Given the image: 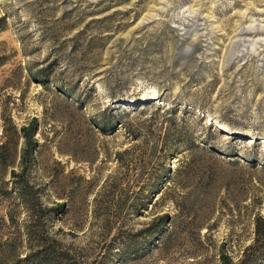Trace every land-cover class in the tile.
<instances>
[{"label": "rangeland", "instance_id": "obj_1", "mask_svg": "<svg viewBox=\"0 0 264 264\" xmlns=\"http://www.w3.org/2000/svg\"><path fill=\"white\" fill-rule=\"evenodd\" d=\"M258 225L264 0H0V264H264Z\"/></svg>", "mask_w": 264, "mask_h": 264}, {"label": "trees", "instance_id": "obj_2", "mask_svg": "<svg viewBox=\"0 0 264 264\" xmlns=\"http://www.w3.org/2000/svg\"><path fill=\"white\" fill-rule=\"evenodd\" d=\"M48 79H40L41 82L46 83ZM103 116H101V118L103 119H96L95 117L88 123V127L90 129L93 128H99V129H103V130H108L113 128L115 125H117V123H123V117L128 115V111L126 109L123 108H116L114 106H109L106 107V110L102 112ZM108 113V115H106ZM125 115V116H124ZM22 128H26L25 126ZM16 133L18 131V128H15ZM15 170V169H13ZM15 172V171H14ZM152 188V187H151ZM164 218V215L160 216L159 219H161L160 221H162V219ZM159 223H154L153 225L149 226L147 229L149 230L150 233H152L153 235L157 233V231L161 228V226H159ZM260 228V229H259ZM257 229L259 230L258 232V236L256 238V241H259L261 238H264V225H262V227H259V225L257 226ZM165 230V229H164ZM222 258L227 257V255H222ZM228 258V257H227ZM222 264H233L231 261L229 262H224L222 261Z\"/></svg>", "mask_w": 264, "mask_h": 264}, {"label": "bare ground", "instance_id": "obj_3", "mask_svg": "<svg viewBox=\"0 0 264 264\" xmlns=\"http://www.w3.org/2000/svg\"><path fill=\"white\" fill-rule=\"evenodd\" d=\"M223 126V125H222Z\"/></svg>", "mask_w": 264, "mask_h": 264}]
</instances>
